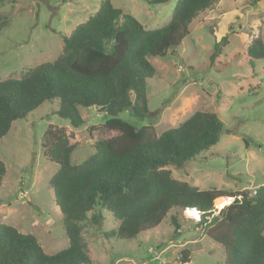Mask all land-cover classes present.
I'll use <instances>...</instances> for the list:
<instances>
[{"label":"rangeland","instance_id":"1","mask_svg":"<svg viewBox=\"0 0 264 264\" xmlns=\"http://www.w3.org/2000/svg\"><path fill=\"white\" fill-rule=\"evenodd\" d=\"M102 1L3 0L0 23L8 24L0 30V80L20 78L28 68L55 61L63 50V36L93 16ZM177 2L150 5L148 0H111L116 9L133 16L147 30L166 25ZM190 31L175 52L149 59L157 71L147 81L151 115L139 119L128 109L117 118L137 129L151 125L159 136L197 111L217 114L224 125L219 142L184 167L167 169L174 179L200 190L253 195L264 185V60L251 64L247 47L255 39L264 44V0L257 4L218 0L194 19ZM224 37L226 44L221 41ZM57 110V101L44 103L26 119L16 120L0 139V161L6 167L0 186V223L32 234L48 254L66 248L69 239L49 185L59 165L45 154L47 129H64L76 146L75 164L95 152L94 143L119 134L106 129L104 124L111 117L95 108H81L86 124L79 129L60 118ZM104 216L101 225L91 220L83 223L82 238L91 264H184L183 251L190 259L186 264H225L224 247L197 226L200 215L194 219L186 210L180 211L177 236L168 215L159 226L133 240L105 236L116 229L118 221L110 213Z\"/></svg>","mask_w":264,"mask_h":264},{"label":"trees","instance_id":"2","mask_svg":"<svg viewBox=\"0 0 264 264\" xmlns=\"http://www.w3.org/2000/svg\"><path fill=\"white\" fill-rule=\"evenodd\" d=\"M217 1L178 0L170 21L154 30L116 9L111 0L102 1L93 16L63 36V50L55 61L28 68L20 78L0 80V139L16 120L56 101V114L72 128L86 124L81 108H95L111 117L104 124L106 129L119 133L94 143L95 152L75 164L76 146L64 129H47L45 154L59 165L49 185L64 216L69 244L48 254L32 234L0 223V264H91L82 238L83 223L88 220L98 226L104 213H110L118 226L105 236L133 240L171 215L177 236L181 229L177 215L187 209L199 211L197 226L224 247L225 264H264V185L253 195L239 190H200L174 179L167 169L184 167L219 142L224 125L217 114L197 111L159 136L151 125L137 129L117 118L128 109L139 119L151 115L147 81L157 71L149 59L175 52L190 36L194 19ZM260 1L253 0L254 4ZM7 24L0 23V30ZM221 41L226 44L227 38ZM247 55L251 64L264 60L261 39L248 45ZM5 174L0 161V186ZM223 199L233 201L215 214L214 206ZM182 255L181 262L189 263L187 251Z\"/></svg>","mask_w":264,"mask_h":264},{"label":"bare ground","instance_id":"3","mask_svg":"<svg viewBox=\"0 0 264 264\" xmlns=\"http://www.w3.org/2000/svg\"><path fill=\"white\" fill-rule=\"evenodd\" d=\"M229 203H230L229 200L224 199V200L218 201L215 206L217 209L221 210L223 207H225ZM186 212H187V215L192 216L194 219L199 218L200 213L197 209H187Z\"/></svg>","mask_w":264,"mask_h":264},{"label":"water","instance_id":"4","mask_svg":"<svg viewBox=\"0 0 264 264\" xmlns=\"http://www.w3.org/2000/svg\"><path fill=\"white\" fill-rule=\"evenodd\" d=\"M263 151H264V148H263ZM233 199H229V205L232 203Z\"/></svg>","mask_w":264,"mask_h":264}]
</instances>
